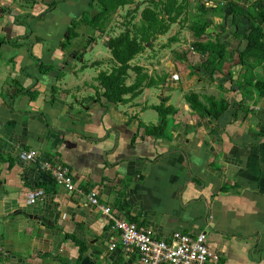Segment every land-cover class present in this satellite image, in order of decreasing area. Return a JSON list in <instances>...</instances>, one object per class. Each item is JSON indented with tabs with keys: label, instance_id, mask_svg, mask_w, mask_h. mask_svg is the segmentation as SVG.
Segmentation results:
<instances>
[{
	"label": "crops",
	"instance_id": "obj_1",
	"mask_svg": "<svg viewBox=\"0 0 264 264\" xmlns=\"http://www.w3.org/2000/svg\"><path fill=\"white\" fill-rule=\"evenodd\" d=\"M97 5L0 0V57L9 69L0 77V264H141L136 252L124 251L102 206L158 238L206 232L208 247L220 254L213 264H264V96L241 90L245 47L231 21L215 74L201 67L206 56L194 47L182 48L189 58L171 53L175 47H146L148 61H131L143 71L132 69L126 83L148 74L155 84L113 100L105 86L118 66L111 48L99 59L86 54L96 36L107 46L122 29L92 27L86 13L94 18ZM157 89L172 111L164 117L151 100ZM188 91L226 97L229 108L219 118L203 115ZM32 150L34 160L21 157ZM45 159L67 165L77 189L57 184ZM38 189L44 196L29 204ZM91 190L98 205L87 197Z\"/></svg>",
	"mask_w": 264,
	"mask_h": 264
},
{
	"label": "trees",
	"instance_id": "obj_2",
	"mask_svg": "<svg viewBox=\"0 0 264 264\" xmlns=\"http://www.w3.org/2000/svg\"><path fill=\"white\" fill-rule=\"evenodd\" d=\"M135 2L136 0H98L97 7L99 12L94 18L90 19L89 17L87 22L92 27L105 32L112 22V14L121 7ZM209 2H215V4L209 6ZM187 8V0H150V6L143 9L140 21L134 22L136 13L140 9L139 4L134 9V12L132 10L128 13L130 18L124 22L121 32L110 37L107 42L112 50L113 59L118 65L109 73L105 83L108 95L115 96L113 100L122 98V100L126 101L127 99L122 96L131 92L137 96L140 94V88L144 84L151 86L155 84V82H150L153 80H150L148 74H137L136 81L131 85H127L126 81L132 69L139 72L143 71L141 66L136 65L133 67L131 61L136 55L146 51V43L154 38H159L161 35H165L172 23L177 22ZM197 8L203 14L213 12L217 16L224 17L227 20L226 22L231 21L235 38L241 44L246 42L245 48L239 51L240 61L243 65L241 79L238 81L241 90H243L245 97H249L250 95H246V87L250 86L254 88L259 97L264 96V71L263 73L257 71L260 65L264 70V0H254L250 4L248 0H204L198 3ZM190 26L196 37V40L192 43L193 47L200 54L206 56L201 67L207 72L215 74V71L222 67L221 62L226 55L228 44L222 41L221 33L217 35V43L215 45L202 41V35L207 33L206 30L209 23L194 20ZM219 27L222 32L227 30L225 21L219 23ZM75 36L76 34L72 35V37ZM177 38L172 37L170 42L178 40ZM153 45L151 44L150 47ZM245 97L243 100H245ZM186 98L194 110L203 115L207 110L215 118H219L230 105L226 97H221L220 99L207 97L210 106L201 102L197 93H189ZM155 108L163 117L166 113L172 112L171 109L169 110L164 105H157Z\"/></svg>",
	"mask_w": 264,
	"mask_h": 264
},
{
	"label": "built area",
	"instance_id": "obj_3",
	"mask_svg": "<svg viewBox=\"0 0 264 264\" xmlns=\"http://www.w3.org/2000/svg\"><path fill=\"white\" fill-rule=\"evenodd\" d=\"M175 79L178 74L173 75ZM36 152H22L25 160H34ZM42 166L49 171L57 184L64 186L69 192L75 191L77 186L71 169L51 160H43ZM45 192L38 189L28 194V202L35 204L44 196ZM92 204L98 205L99 198L96 191L87 194ZM104 213L109 216L113 228L119 231L120 242L126 253H137L141 264H213L220 258V254L212 251L207 245L206 232L193 236L189 233L175 231L170 239L158 238L153 229L138 225L135 222L117 217L110 207L102 206ZM116 243L110 245L115 249Z\"/></svg>",
	"mask_w": 264,
	"mask_h": 264
},
{
	"label": "rangeland",
	"instance_id": "obj_4",
	"mask_svg": "<svg viewBox=\"0 0 264 264\" xmlns=\"http://www.w3.org/2000/svg\"><path fill=\"white\" fill-rule=\"evenodd\" d=\"M202 1H204V0H187L188 8L183 13V15L180 17V19L177 22L172 23L170 29L168 30L167 33H165V35H161V36H159V38L157 37V39L156 38L152 39L153 41L152 42L149 41L148 42L149 44L146 43V44H148V45H146V47H150L151 44H154L152 47H175V48H171L172 50L170 49L171 53H175V51H177V53H179V55H181L185 58L187 56V58H189L190 56L188 54V50L182 49V48L187 47L189 49L190 47H193L192 43L194 42V40H196V37H195L194 31L190 25L192 24V22L194 20H196L198 22L201 21L202 23H204V22L209 23V26L207 27V30H206L207 33L202 35V38H201L203 42H209L211 45H215L217 43L216 37H217V35H220L219 33H221L222 36H224V35L227 36V32H229V30L222 32L220 27L218 28L217 21H219V19L217 20V18H219L220 16L215 15V13H213V12L203 14L198 10V8H197L198 3L202 2ZM248 1L250 4L254 0H248ZM138 4L140 5V9L136 13V19L134 22L140 21V19L142 18L143 9L150 6V0H136L135 3L129 4V5L127 4L123 7H121L120 9H118L117 12L112 14V23L108 27L111 28L112 25H116V26L118 25V27L120 26L121 29H123L124 22L130 18L129 17L130 14L128 15V13H130L132 10L134 12V9L136 8V6ZM213 4H215V2H209L208 3L209 6H211ZM90 13H91V11L86 13L87 18L91 17ZM215 25H217L216 26L217 29L215 28ZM212 29H213V31H211ZM214 33H216L217 35L215 34L216 35L215 36ZM114 34L115 33H112V36H114ZM210 34H212V35H210ZM232 36H233L232 33H230V37H232ZM172 37H178L177 38L178 40H176L174 42L173 41L170 42V39H172ZM86 40L88 42L87 38H86ZM95 40H96V43H93V44H95V48L92 49L91 52L86 54L87 60H91V59H95V58L99 59V57L102 58L105 56V54L110 53L109 52L110 50H108L109 46L105 45L102 36H96ZM74 43H75V40L72 41L71 45L72 44L74 45ZM80 43L81 44L85 43L84 38H83V40L80 41ZM245 44H246V42H244V44L239 43V45H241L240 47H244ZM73 45H72V47H73ZM85 45H87V43H85ZM230 45H232V43ZM237 47H239V46H237ZM150 50H151V52L156 54L160 50V48H157V49L150 48ZM100 51H101V53H99ZM172 58L177 59L178 57H176V54L175 55L172 54ZM143 59L148 61L149 60L148 55H143L140 53L134 58V63H138ZM5 67H6V61H4L2 59V57H0V77L1 78L2 77L6 78V76L9 75V73H8L9 69L6 72ZM4 72H6V76L4 75ZM1 82L3 84L2 79H1ZM159 93H161V92L159 89H157L155 94H150L152 96L151 100L154 99V102H156L160 105H164V103L161 101V97L157 96ZM187 93L189 94L192 92L188 91ZM194 93H197V92H194ZM198 95H199V100L201 102L205 101V99L208 97V95H202L200 93H198ZM159 122H160V120L157 122V124H159Z\"/></svg>",
	"mask_w": 264,
	"mask_h": 264
},
{
	"label": "flooded vegetation",
	"instance_id": "obj_5",
	"mask_svg": "<svg viewBox=\"0 0 264 264\" xmlns=\"http://www.w3.org/2000/svg\"><path fill=\"white\" fill-rule=\"evenodd\" d=\"M49 9H50V8H49ZM74 38H75V37H72V36H71V37H70V41H72Z\"/></svg>",
	"mask_w": 264,
	"mask_h": 264
},
{
	"label": "water",
	"instance_id": "obj_6",
	"mask_svg": "<svg viewBox=\"0 0 264 264\" xmlns=\"http://www.w3.org/2000/svg\"><path fill=\"white\" fill-rule=\"evenodd\" d=\"M226 22V21H225ZM150 42H152V40L150 41ZM149 44V43H148ZM148 44H146V45H148Z\"/></svg>",
	"mask_w": 264,
	"mask_h": 264
},
{
	"label": "bare ground",
	"instance_id": "obj_7",
	"mask_svg": "<svg viewBox=\"0 0 264 264\" xmlns=\"http://www.w3.org/2000/svg\"><path fill=\"white\" fill-rule=\"evenodd\" d=\"M29 204H31V203H29ZM36 204V203H35ZM32 205H34V204H32Z\"/></svg>",
	"mask_w": 264,
	"mask_h": 264
},
{
	"label": "clouds",
	"instance_id": "obj_8",
	"mask_svg": "<svg viewBox=\"0 0 264 264\" xmlns=\"http://www.w3.org/2000/svg\"><path fill=\"white\" fill-rule=\"evenodd\" d=\"M153 41V40H152Z\"/></svg>",
	"mask_w": 264,
	"mask_h": 264
}]
</instances>
